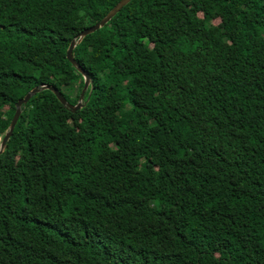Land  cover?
<instances>
[{
	"label": "trees",
	"instance_id": "obj_1",
	"mask_svg": "<svg viewBox=\"0 0 264 264\" xmlns=\"http://www.w3.org/2000/svg\"><path fill=\"white\" fill-rule=\"evenodd\" d=\"M120 0H0V136ZM219 19L218 24L213 19ZM0 154V264H264V0H131Z\"/></svg>",
	"mask_w": 264,
	"mask_h": 264
},
{
	"label": "water",
	"instance_id": "obj_2",
	"mask_svg": "<svg viewBox=\"0 0 264 264\" xmlns=\"http://www.w3.org/2000/svg\"><path fill=\"white\" fill-rule=\"evenodd\" d=\"M131 0H120L107 14L106 16H104L100 21L96 22L94 25L82 30L77 36H75L68 49H67V58L68 60L75 66V68L84 76V87L82 89L79 101L77 104L73 105L71 104L66 97L61 93V91L52 84L49 83H43L41 85L35 86L33 89H31L28 93H26V95L22 98H20L16 104V110L15 113L13 115V118L11 120V123L9 125L8 130L6 131V133L4 134V136L2 137L1 143H0V154L4 151V149L7 146V143L10 139V137L13 134V131L17 125V122L20 118V115L22 113V106L24 104H26L30 98L44 90V89H49L51 90L56 97L60 100V102H62L65 106H67L68 108H70L73 111H76L78 109H80L84 103H83V98H84V94L87 90V88L90 86L92 78L89 75V73L83 68V66L77 61V59L74 56V48L76 47V45L78 43H80L82 41V39L87 36L88 34H91L93 32H95L96 30L102 28L103 26H105L106 23H108L119 11L120 9H122L126 4H128Z\"/></svg>",
	"mask_w": 264,
	"mask_h": 264
},
{
	"label": "rangeland",
	"instance_id": "obj_3",
	"mask_svg": "<svg viewBox=\"0 0 264 264\" xmlns=\"http://www.w3.org/2000/svg\"><path fill=\"white\" fill-rule=\"evenodd\" d=\"M218 22H219V19H216V18L213 19V23L218 24Z\"/></svg>",
	"mask_w": 264,
	"mask_h": 264
},
{
	"label": "built area",
	"instance_id": "obj_4",
	"mask_svg": "<svg viewBox=\"0 0 264 264\" xmlns=\"http://www.w3.org/2000/svg\"><path fill=\"white\" fill-rule=\"evenodd\" d=\"M2 137L0 136V143H1Z\"/></svg>",
	"mask_w": 264,
	"mask_h": 264
}]
</instances>
